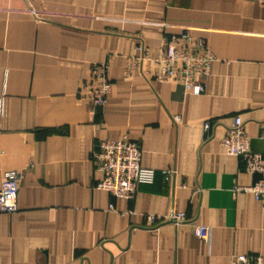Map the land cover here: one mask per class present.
<instances>
[{"label": "crops", "instance_id": "1", "mask_svg": "<svg viewBox=\"0 0 264 264\" xmlns=\"http://www.w3.org/2000/svg\"><path fill=\"white\" fill-rule=\"evenodd\" d=\"M188 31L216 60L206 93L126 75L138 42L151 50ZM112 91L93 117L80 97L94 64ZM236 116L264 155V6L259 0H0V187L18 171L19 211L0 214V264H231L264 258L258 176L221 146ZM207 122L215 123L208 133ZM127 139L155 171L133 200L96 185L98 142ZM176 170L168 179L164 172ZM114 207L111 209L110 206ZM184 212L193 223L148 227ZM211 228L207 243L193 224Z\"/></svg>", "mask_w": 264, "mask_h": 264}, {"label": "built area", "instance_id": "2", "mask_svg": "<svg viewBox=\"0 0 264 264\" xmlns=\"http://www.w3.org/2000/svg\"><path fill=\"white\" fill-rule=\"evenodd\" d=\"M259 2L264 6V0ZM137 49L138 55L127 58L128 77L139 74L148 80L179 85L186 93H206L205 80L211 74L212 64L216 60L206 40L182 31L165 38L161 47L155 51L143 42H138ZM111 91L109 65L94 64L90 80L80 90V97L89 104L93 117L106 106ZM214 124L205 123V132L208 133ZM250 144L244 121L236 116L234 123L227 128L221 146L228 155L242 158L247 173L258 176L253 186H240L236 190L251 192L264 206V155L254 153ZM141 160V146L126 137L98 142L93 152V162L102 179L96 187L114 198L133 200L141 184H151L155 179V171L144 168ZM164 174L168 179L176 174V170H168ZM22 178L18 171L4 173L0 187V214H15L19 211L17 197ZM110 207L114 209L113 205ZM147 219L150 228L170 223L176 226L193 223L184 212L177 211L163 216L150 215ZM193 228L197 237L207 243L210 241L211 228L195 223ZM231 264H264V258L261 255H234Z\"/></svg>", "mask_w": 264, "mask_h": 264}]
</instances>
